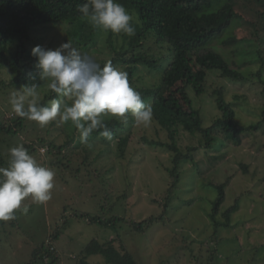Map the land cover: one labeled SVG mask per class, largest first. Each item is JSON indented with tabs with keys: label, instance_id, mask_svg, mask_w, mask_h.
I'll return each mask as SVG.
<instances>
[{
	"label": "rangeland",
	"instance_id": "1",
	"mask_svg": "<svg viewBox=\"0 0 264 264\" xmlns=\"http://www.w3.org/2000/svg\"><path fill=\"white\" fill-rule=\"evenodd\" d=\"M237 1L234 8L239 10L240 19L234 20L229 30L215 38L210 47L228 63L243 65L238 69L246 81H229L217 71L207 74L204 93H190L203 127L219 116L212 95L218 88L243 127L257 124L264 109L263 83L256 75L250 77L261 70L264 60V3ZM68 31L69 27L64 24L39 27L30 33L27 47L30 52L37 45L56 49L68 41ZM100 31L94 46L87 49L74 46L98 63L109 61L112 55L107 42L109 31ZM229 36L241 39L239 44L223 46L221 41ZM121 39L122 34L113 35L116 46L121 45ZM8 45L10 59L17 40L11 39ZM150 51L159 50L151 48ZM138 72L140 77L135 86L155 82L154 74L148 70L141 68ZM9 76H13L11 69L0 66V122L5 117L10 121L17 117L11 111L9 96L12 89L19 87L6 85ZM261 79L264 82V71ZM46 83L41 81L38 89L42 99L52 94ZM182 130L178 129L175 136L178 149L183 153L190 147L198 150L191 151L193 163L187 161L180 167V178L174 188L170 186L172 179L168 174L172 167L171 155L166 149L151 148L142 140L169 142L168 131L154 119L147 126L135 122L122 156L116 140L109 144L90 140L89 147L81 142L71 122L62 123L59 118L46 126L26 119L16 138L0 137L3 161L9 160L8 150L17 144L34 145L36 150L30 154L56 173L49 201L41 204L28 197L21 206L27 205L28 212L16 210L13 227L12 220L3 221L7 231L2 233L4 230L0 229V264H25L32 249L48 243V235L63 222L66 225L58 228L60 238L51 243L53 254L45 264L54 263V258L58 259L57 264H102V259L81 260L78 255L87 242L108 241L114 236L120 237L137 264H264V124L241 136L239 144L218 136L210 151L202 147L199 135ZM49 144L64 148L47 155ZM220 184L225 185V200L218 219L223 221L221 214L235 202L237 210L231 215L228 228L215 231L207 214L217 194L211 185ZM82 214L118 215L137 222L150 219L153 227L144 229L143 234L133 232L128 222L114 229H102L80 218Z\"/></svg>",
	"mask_w": 264,
	"mask_h": 264
},
{
	"label": "trees",
	"instance_id": "2",
	"mask_svg": "<svg viewBox=\"0 0 264 264\" xmlns=\"http://www.w3.org/2000/svg\"><path fill=\"white\" fill-rule=\"evenodd\" d=\"M85 2L87 0H0V66L10 68L13 74L6 85L20 88L25 84L41 83V80L36 79V60L27 47L30 33L39 27L64 24L69 27L67 39L73 46L87 49L96 44L101 29L93 27L77 10L78 6ZM116 2L122 4L134 17H138L140 23L134 24L133 36L122 34V43L119 46L114 43V33L108 32L107 42L112 54L109 61L115 67L127 72L130 86L141 94L146 104L150 103L152 106L154 121L168 131V143L145 138L142 140L151 148L166 149L171 155L172 167L168 170V174L172 179L170 186L174 188L180 178V167L187 161L193 163L191 151L198 150L196 147H190L187 153H183L178 149L175 140L178 129H183L192 135H199L202 147L210 151L213 150L214 141L218 136L239 144L241 136L248 134L251 130H257L264 124L263 109L261 120L257 124L241 126L236 120L235 110L225 101L221 88L212 92L219 116L208 127L202 126L201 115L193 108L191 102V92L195 95L204 93V82L210 71L219 72L222 78L229 81H246V77L238 69L243 65L228 63L210 47L215 38L222 37L229 30L234 20L240 19L239 10L234 8V3L237 4L238 1L116 0ZM256 2L264 3V0H256ZM11 39H16L17 45L9 59L8 43ZM240 40L235 36H229L221 43L223 46H236ZM151 48L159 51H150ZM105 62L107 61H101L99 64L103 66ZM262 62L261 70L255 74L252 73L250 77L256 75L264 86L261 79L264 60ZM141 68L154 74L156 80L153 84L134 85L140 77L138 71ZM43 98L42 105H47L49 100L57 97L52 93L49 97ZM25 121L26 119L18 116L13 121L5 117L0 122V137L16 138L24 128ZM104 122L113 131L112 140H116L118 153L122 156L131 138L135 125L134 118L127 114V123H122L121 118L117 117L105 118ZM178 125L183 128H179ZM95 139L107 144L112 142L100 137L98 131H94L89 137V141ZM67 142L72 143L68 136ZM24 147L29 154L36 150L34 145L25 144ZM62 148L64 146L56 147L49 144L47 155L52 156L55 150L60 151ZM87 149L89 150L88 147ZM7 165L8 161H3L0 157V167H7ZM211 186L217 194L207 217L215 231L228 228L231 215L237 210V203L235 202L221 214L223 218L221 221L218 219V211L225 200V185ZM186 204L190 205V201ZM80 218H85L89 224L100 226L102 229H114L116 225L128 222L133 232L142 234L146 229L153 227L150 219L137 222L126 220L118 215L105 217L82 214ZM13 223L16 224L15 218L12 219L11 227ZM59 225L48 235V243L43 242L32 249L29 260L25 264H37L40 261L45 264L46 259L52 256L51 243L60 238L61 233L58 228L62 229L66 223ZM2 228L3 221H0V229L4 230L2 233H5L7 230ZM81 251L78 255L81 260L94 258L96 261L102 259V264H137L124 242L116 236L108 241L87 242ZM53 261L54 263L51 264H57L58 259L54 258ZM46 264L50 263L46 262Z\"/></svg>",
	"mask_w": 264,
	"mask_h": 264
},
{
	"label": "clouds",
	"instance_id": "3",
	"mask_svg": "<svg viewBox=\"0 0 264 264\" xmlns=\"http://www.w3.org/2000/svg\"><path fill=\"white\" fill-rule=\"evenodd\" d=\"M77 10L93 27L114 34L131 37L135 34L134 24L140 23L116 0H87ZM31 56L36 60V79L46 81L47 89L57 98L42 105L38 83L12 89L9 104L16 116L40 126L57 118L62 123L71 122L81 142L89 147L94 131L109 141L113 139V131L104 122L106 116L127 123L130 114L137 124L147 126L152 122V106L130 86L127 72L111 61L101 66L69 41L56 49L37 45ZM8 156L7 167H0V221L14 219L13 213L18 209L26 214L27 205L21 206L28 197L41 204L49 201L55 187L54 169L39 164L23 144L10 148Z\"/></svg>",
	"mask_w": 264,
	"mask_h": 264
}]
</instances>
